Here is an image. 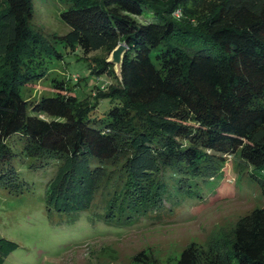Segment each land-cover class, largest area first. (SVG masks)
Listing matches in <instances>:
<instances>
[{
    "label": "trees",
    "instance_id": "1",
    "mask_svg": "<svg viewBox=\"0 0 264 264\" xmlns=\"http://www.w3.org/2000/svg\"><path fill=\"white\" fill-rule=\"evenodd\" d=\"M61 1L69 31L45 34L31 22L33 0H0L1 187L22 190L8 144L17 142L29 166L59 161L47 210L122 226L203 193L224 154L264 167V0ZM119 41L120 78L106 57L92 56L93 71L115 82L94 86L90 98L57 79L51 95L21 96L61 57L59 45L86 54ZM102 97L104 116L91 115ZM250 176L264 198V176ZM224 244L190 242L174 264H264V203L237 217ZM14 247L0 236V261Z\"/></svg>",
    "mask_w": 264,
    "mask_h": 264
},
{
    "label": "rangeland",
    "instance_id": "2",
    "mask_svg": "<svg viewBox=\"0 0 264 264\" xmlns=\"http://www.w3.org/2000/svg\"><path fill=\"white\" fill-rule=\"evenodd\" d=\"M63 7L61 0H33L31 22L45 34L66 33L70 27L59 16ZM149 16L144 12L137 19ZM58 48L61 57L47 61L43 77L22 85L21 96L53 94L52 79L63 80L67 91L79 98H90L94 86L105 89L115 82L110 74L93 71L91 58L106 57L104 48L86 54L77 46L73 51ZM109 104L108 97L99 98L91 115L104 116ZM8 144L15 152L13 167L23 187L13 193L0 186V236L15 243L0 264H149L154 260L174 264L190 242L222 251L237 217L264 203L259 183L250 176V172L264 176V167L256 169L241 163L237 154H224L217 172L202 186L203 193L184 197L171 213L155 218L143 215L122 226L90 219L87 211L70 219L69 212L46 207V192L59 161L29 166L20 145Z\"/></svg>",
    "mask_w": 264,
    "mask_h": 264
},
{
    "label": "water",
    "instance_id": "3",
    "mask_svg": "<svg viewBox=\"0 0 264 264\" xmlns=\"http://www.w3.org/2000/svg\"><path fill=\"white\" fill-rule=\"evenodd\" d=\"M126 49L124 41L117 42L108 52L105 61L112 64V69L114 74L119 79L120 78V64L122 59V54Z\"/></svg>",
    "mask_w": 264,
    "mask_h": 264
}]
</instances>
